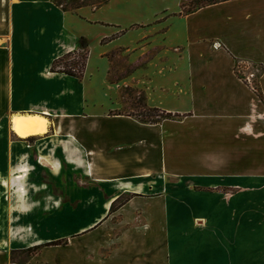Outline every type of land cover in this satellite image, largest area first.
<instances>
[{"label": "crops", "instance_id": "1", "mask_svg": "<svg viewBox=\"0 0 264 264\" xmlns=\"http://www.w3.org/2000/svg\"><path fill=\"white\" fill-rule=\"evenodd\" d=\"M186 1L0 0V230L26 247L79 230L74 250L25 264H264V0ZM79 37L81 76L51 71ZM119 53L133 68L116 82ZM121 86L171 116L124 112ZM26 115L44 129L18 135ZM68 175L94 189H66Z\"/></svg>", "mask_w": 264, "mask_h": 264}, {"label": "rangeland", "instance_id": "2", "mask_svg": "<svg viewBox=\"0 0 264 264\" xmlns=\"http://www.w3.org/2000/svg\"><path fill=\"white\" fill-rule=\"evenodd\" d=\"M105 1L106 0H60V2L63 5H65L67 7V10L69 11H75L78 8L76 6L80 7V6L85 5V6L95 7V6L102 4ZM186 4L187 6L185 7V10H189L191 8H194L196 5H198L199 1L187 0ZM79 58H80V55L78 54V55L70 57V60L77 61L79 60ZM111 59L112 61H114L112 72L110 75L112 80H115L116 82H118L122 80V78L125 75H128L132 71L133 67L128 62L127 58L123 56L122 53H119L118 55L112 57ZM120 93L121 95H123L125 100L131 99L130 107H128L127 109L125 108L124 112H127L132 108L131 109L132 111L130 110L131 112L135 111L138 114H141L143 118L150 119V120L159 118V114H160L159 111H154L153 108L144 107L143 102H142L143 96L142 94H139L137 92V89L134 90L132 87H129V86L127 87L121 86ZM120 111H123V110H120ZM23 167H27V166L18 167V170H20L19 174H21L19 177L14 176V175L11 177L12 178L11 185H12V189L18 193L20 201H22L25 204V198L23 197V192H26L25 187H24V182H25L29 168L27 167V170L24 171ZM88 178L90 177L88 176ZM66 179L67 180H66L65 188L68 190L83 189L84 191L87 190L90 192L92 189H94L92 184L89 181L83 180L82 182L76 185V181L74 180V178H70L68 175ZM223 188L228 189V188H233V186L227 185L226 187H223ZM5 199L4 201L7 202V198ZM65 200H66L67 206H74L76 201L78 202L82 201L83 205L90 206L93 201L91 197H84L81 199H78V198L75 199V198L68 197ZM122 200H123V197L119 199V201H122ZM8 201H9V198H8ZM116 204L117 203H115L114 206ZM53 216L54 215L52 214L50 217H53ZM87 216H88L87 214L84 215V217H87ZM78 231H79L78 229L74 228V223L68 222L66 229L65 228L64 229L54 228V229H50V231L48 232L52 236L60 235V234L62 235L67 234V236H69L71 239L70 243L68 240L69 237L62 236V238H58L59 240H61L59 244H47L49 243V241L56 240V239H51V240L44 241L41 244H38L35 246L26 247L22 243L20 244L16 240L11 239L12 237L11 229L8 226L7 228L5 227L0 230V254L3 255L4 264H25L31 255H35V256L36 254L40 255L41 252L45 256L58 257L59 253L61 254V250L60 248H58L59 246H64L65 244H69L71 246L70 247L71 250H74V244H75L74 237L76 236V234L78 235L79 233ZM85 237L86 238L83 239L84 241L82 243L83 246H87L92 240H96V239L90 238V237H93V238L95 237L93 235L91 236V234ZM40 249H43V250L41 251ZM107 252H108V247L107 248L103 247L100 251V254L102 256H105Z\"/></svg>", "mask_w": 264, "mask_h": 264}, {"label": "trees", "instance_id": "3", "mask_svg": "<svg viewBox=\"0 0 264 264\" xmlns=\"http://www.w3.org/2000/svg\"><path fill=\"white\" fill-rule=\"evenodd\" d=\"M55 5H60V7L63 10H67V7L65 5H63L60 0H51ZM79 7V6H76ZM80 55L79 60L77 61H71L70 57L75 56V55ZM86 55H87V44H86V40L83 37H79L76 41V47L74 49H72L71 51H68L66 53H64L62 56H59L57 58H55L50 66V70L51 71H58V72H63L66 73L68 75H73L76 77H80L82 74V70L85 64V60H86ZM74 68H76L77 70H74ZM154 111H158L157 109L153 108ZM171 116L170 113H160L159 114V118L160 117H168ZM159 118H155L153 120H157ZM61 240L56 239V240H52L49 241V243L47 244H59Z\"/></svg>", "mask_w": 264, "mask_h": 264}, {"label": "bare ground", "instance_id": "4", "mask_svg": "<svg viewBox=\"0 0 264 264\" xmlns=\"http://www.w3.org/2000/svg\"><path fill=\"white\" fill-rule=\"evenodd\" d=\"M45 123H46V119L42 117L26 115V116L14 117L12 125H13V129L16 131L18 135L25 136L30 132L41 131L42 129H44ZM0 183H1L0 185H1L2 193H7L10 187L9 179L6 178L4 175H1Z\"/></svg>", "mask_w": 264, "mask_h": 264}, {"label": "built area", "instance_id": "5", "mask_svg": "<svg viewBox=\"0 0 264 264\" xmlns=\"http://www.w3.org/2000/svg\"><path fill=\"white\" fill-rule=\"evenodd\" d=\"M74 70H77L76 68H74Z\"/></svg>", "mask_w": 264, "mask_h": 264}]
</instances>
